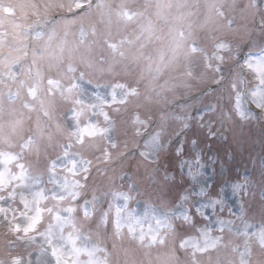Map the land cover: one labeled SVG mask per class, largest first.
<instances>
[{
	"label": "snow or ice",
	"instance_id": "1",
	"mask_svg": "<svg viewBox=\"0 0 264 264\" xmlns=\"http://www.w3.org/2000/svg\"><path fill=\"white\" fill-rule=\"evenodd\" d=\"M162 7L164 5H157V16L164 21L166 17L159 11ZM93 8L99 12L106 31L99 33L95 26L90 32L81 28L78 41L72 44L66 38L67 33L64 37L58 36L56 18H49V13L56 9H66L76 17L90 13ZM21 9V17L6 24L5 17L14 16L15 9L8 0H0V113L5 101L8 105L19 104L15 118L9 123V134H0V226L14 237L8 241L10 248L36 242L37 239H41L43 244L35 260L32 253L26 258L9 252L0 258V264H52L53 261L54 264H113L112 250L117 248V243L123 248L125 240L130 247L124 249V264H142L134 255L129 256L132 248L149 250L145 255H150V250L155 249V260L150 264H203L201 257L229 248L238 259H229L226 264H251L249 258L253 244L264 250V216L259 223H249L241 215V227L234 229L232 221L213 219L210 210L219 201L205 200L203 191L197 192L195 187L192 191L200 199L193 200L191 208L183 207L189 203L185 190V194L179 197V211L150 204L142 217L129 208L132 197L127 192L108 193L111 201L107 209L99 211L98 216L99 201L95 196L84 200L83 204L77 203L87 187L94 161L98 166L111 162L114 154L121 157L130 154L122 151L115 140V122L106 109L119 113L122 109L127 110L128 105L142 95L145 100L151 99L145 94V89L159 96L162 91L176 87L174 83L170 88L167 81L164 85L157 81L181 61L185 81L179 86L187 88L186 81L197 78L192 66L194 60L202 62L204 72L214 73L217 77L215 84L222 86L227 83L223 53L227 52L230 58L235 54L230 45L224 40L213 39L209 48L207 43H201L191 24H176L169 28L166 36L157 35L154 22L151 19L145 21L144 14L133 11L126 0H120L115 6L106 0H69L67 4L53 3L52 0H23ZM215 14L228 27L234 25L223 6L215 7ZM30 17L34 19L27 23ZM114 21L118 26L115 32ZM261 25L264 26V22ZM89 36L94 39L89 40ZM153 40L162 43L155 56L146 51ZM32 42L37 46L29 51ZM97 45L107 49L108 57L95 54ZM117 64L125 68L143 64L142 74L133 83L97 84L91 93L82 87L80 82L88 70L100 66L110 73ZM243 67L254 74L256 84L248 89V81L239 77L231 83L234 99L230 100L226 119L231 118L232 112L241 119L255 115L251 109L245 110L246 98L264 113V50L258 55L248 53ZM101 88L107 91L102 92ZM57 96L71 105L64 113L65 123H61L55 114ZM32 113H36L34 125ZM130 121L135 135H140L141 128L150 123L147 116L141 119L139 109L133 111ZM2 128L0 123V130ZM61 139L66 142L60 143ZM145 146L149 151L140 155L155 159V154L163 147L159 134L150 137ZM73 148L89 151L93 158L88 159L84 151H73ZM124 149H127V143ZM49 150L59 154L48 159ZM181 151L178 150V155ZM32 154L38 159H46L43 172L33 170L28 160ZM97 171L106 172L107 169L97 167ZM46 184L51 187H46ZM242 187L240 183L232 186L233 191H240ZM261 196L264 197V187H261ZM119 200L124 203H117ZM77 212L81 213L83 222L78 221ZM110 214L113 226L111 249L103 239ZM197 216L208 223L198 227ZM45 219L48 221L46 227ZM177 219L195 232L193 236L179 239L178 244L175 242L178 225L173 223ZM144 220L153 221L154 226L149 224L145 229ZM89 221L95 223L96 239H93L91 231L88 234L84 232V223ZM217 225L221 233L225 228L235 231L243 238L242 245L231 241L225 243L222 235H213ZM170 240L173 241L171 245ZM49 252L51 261L42 258ZM181 253L184 259H181ZM214 264H225V261L217 256Z\"/></svg>",
	"mask_w": 264,
	"mask_h": 264
},
{
	"label": "rangeland",
	"instance_id": "2",
	"mask_svg": "<svg viewBox=\"0 0 264 264\" xmlns=\"http://www.w3.org/2000/svg\"><path fill=\"white\" fill-rule=\"evenodd\" d=\"M136 1L137 0H126L128 5H131ZM242 1H248V4L242 5ZM52 2H64L65 4H67L69 0H52ZM106 2L111 3V0H106ZM159 2L162 3L163 1L160 0ZM148 6V13L150 14L152 13L150 12L152 11V6ZM172 6L173 7L169 11V16H167V20H164L168 22L167 27L162 29V36H166L169 28L173 25L181 23L185 25L191 24L193 30L200 37L201 41H208L206 43L208 44L209 48L213 39L224 40L223 38H225L226 40L224 41H226L234 50L235 54L232 55L231 58L229 57V54L227 52L223 53L225 56L223 71L225 77L227 79H230L229 88L231 90V83L238 77L242 78V70L240 68H237V66H239V62L243 57L245 48L242 46V44L239 45L238 41H242V43H244L248 40L251 34V20L255 21L257 19H260L261 22H264V0H177ZM217 6H223L225 14L239 23L232 27H228L226 22H224V20H222L215 14V7ZM20 11L21 14H16L17 17H21L22 9H20ZM146 11L147 10H145V12ZM156 11H158L157 7ZM51 13L63 14L67 13V11L66 9H56ZM189 13H191V15H188ZM32 19H34V17H30L29 21L31 22ZM56 20L58 21L56 25L58 36L64 37L65 33H67L66 38L69 44L78 41L81 28H84L86 31L90 32L91 27L95 26L99 33H104L106 31L105 24L101 21L100 14L97 10H94L88 16L86 14H82L73 17L71 14H64L63 17H61L60 19L56 18ZM5 21H7L6 17ZM154 24L156 27L157 21H154ZM117 27L118 26L114 21V32L116 31ZM70 33H74L75 38L72 37ZM227 36H229V38H227ZM92 39H94V37H92L91 40ZM250 40L251 38L249 39V41ZM259 43L260 41L252 45V48H255L256 51L255 55L260 54V52L264 50V45ZM244 45H246V43ZM36 46V42H32L30 44L31 48ZM161 47L162 44L160 45L153 41L147 49L152 52L151 55L155 56L156 50ZM95 54L97 56L103 54L105 57H108L109 55L107 49L100 45L95 46ZM46 63L47 62H45V64ZM192 66L197 78L186 81L189 87L185 88L179 86L182 82L185 81V78L182 75L184 71L183 61H181L179 64L174 65L173 70L165 72L157 81L159 85H164L165 81H167L170 88L173 83L177 85L176 87L171 88V90L162 91L159 96L153 93H148L145 89V94L149 95L151 99L145 100L144 95H142L140 99L132 101L128 105L127 110L122 109L119 113L114 112L110 109H106L107 111H109V115L115 122L116 131L113 135L115 140L120 144L121 150L126 151L127 153H138V158L135 161L133 170L132 167L127 168V166L131 164L130 160H128L126 163L121 164L119 167L112 166V163L118 162L121 159V156L119 154H114L112 161L107 164H99L97 166L96 162H93V167L90 170L89 178L87 181V187L83 190L81 198H84V196L89 193L91 185L93 187H97L96 184L99 183L101 187L106 189L103 193L105 199L103 198L102 201H99V199L95 196L99 201V204L97 205V216L99 215L100 210L107 209L108 202L111 201V196L107 194L117 191L127 192L130 194L132 199L129 201V208L134 210L137 216L142 217L146 207L150 204L159 206V204L157 203L160 202L161 205H164L165 207L171 206V203L176 200V198L173 199V196H170V190L166 191L168 181L171 180V183H169L171 187L181 186L182 188H184V190H187V192L189 189V203L183 205L184 208H191L192 201L200 199V197L196 195V192L192 191V189L195 187L197 192L200 190L203 191V193L205 194V200L211 198L212 200L219 201L216 204L215 208L210 210L214 220L232 221L234 229L239 228L241 227V221L239 219L240 216L239 218L237 217L238 213L235 214V204H239L238 207L240 208V203L248 205V203L250 202L251 210L254 209L255 211L259 212L255 213L258 215H254V218L250 219L252 220V222L249 223L261 222V218L262 216H264V200L259 195V189L261 188V186L252 190L249 188L248 190L245 185V178H239L238 183L243 186L242 189L240 191H235V193H228L226 182L228 179L233 178L235 174H226L222 176L216 175L217 177L213 178L215 175H213L212 173H208V171H214L215 169L219 170V168H216L218 167V158L213 153L210 154L208 148L214 144L213 135H215V131L219 130L221 126L226 127V123L233 126L232 135L234 136L235 140L229 144L236 145L239 143L238 149L243 148V151L240 153H245L244 157L241 156V162L246 163L249 159L247 155L256 152V150H254L252 147L251 150L244 152V149L246 147V140L249 137V132H244V130H247L244 128H247L249 125L247 122L245 123L247 119L241 120L240 124L238 125L236 119H239V116L235 114V112L234 116H232V120L231 118L223 120L222 115L221 117H219V113H222L224 109H226V113L229 112V109L231 107L230 100L234 99L232 90L228 101L222 96H216L212 91H209V86L215 85L214 81L217 78L215 74L211 72H204L202 62L198 60H194ZM230 66H232V72L229 68ZM224 68H226V71ZM142 69L143 66L141 69H138L141 73L137 74L138 70L136 71V69H133L132 65L130 68H125L122 64H117L109 73L106 70H102L100 66H97L95 70H88L84 80L80 83L82 87H84L88 91V93H91V91L95 89L97 84L103 86L105 84H111L117 81L133 83L141 76ZM244 72V77L250 82L249 85L255 86L256 80L254 74L246 67H243V73ZM144 75L146 76L147 74L144 73ZM89 80L92 81L91 84L87 83V81ZM204 89L208 91L206 96L197 99L199 97L197 93L203 91ZM100 90L102 92L107 91L104 88H101ZM141 90L143 91V86L141 87ZM247 101L250 100L246 98L245 104H247ZM187 102L190 104V107L196 108L202 105H206L207 103L208 105H212L214 108L209 109L208 107L204 110L194 109L191 112V110H188L186 106L185 109L178 108L174 111L175 106H181L183 105L181 103ZM69 107H71L69 103L62 101L59 96L55 97V114L60 118L61 123H65V121L63 120V116ZM137 109H139L141 113V119H144L145 116H147L150 121V123H148L145 127L141 128L140 135L134 134L133 126L130 121L133 111ZM18 110L19 104L8 105L6 101L4 102L2 113H0V123L3 124V128L2 130H0V134H3L5 136L9 134V123L15 118V113ZM194 113L196 117L193 120L192 118H194ZM31 116L32 124L34 125L36 113H32ZM158 116H161V118L156 119ZM191 116L192 118H190ZM255 117L264 119V113L256 115ZM100 119L102 120V117ZM227 120L229 121L226 122ZM185 125H187V127H185ZM137 127L140 126L137 125ZM238 127L240 129H243L239 130ZM186 128H190V131H188V135L185 137L182 144H180V138L183 133L182 131L186 130ZM241 131H243V133ZM157 134H159V141L163 145L162 149L158 150V153L155 154V159H152V157H148L147 159L145 157H142L140 155L141 152L149 151V149L145 146V142L148 141L150 137ZM65 142L66 141L64 139L60 140V143ZM125 143H127L126 150L124 149ZM190 144L192 147H190ZM229 144L225 145L223 149H228ZM194 145L198 147L197 152L196 148L193 147ZM183 146H185V148ZM173 148L175 150V152H173L174 154L169 153L172 152ZM180 149H182V151L178 155V150ZM72 150L84 151L86 158H93V154L89 151L81 150L78 148H73ZM49 151L50 155L48 159H52L55 157V155L59 154L58 151L55 153L51 152V150ZM224 151L227 150H223L222 152L224 153ZM226 153H228V151ZM28 160L32 163L33 170L41 172L45 170V158L41 157L38 159L34 154H32L28 156ZM166 162L168 163V165L166 164ZM157 165L160 166L158 171H156ZM97 167H99L100 169L106 168L107 171H97ZM235 168L236 166H232L230 171H235ZM169 169H172V172L170 174L168 173ZM124 170H132L135 176V181L138 184L142 183V185L143 182L147 181L149 178H158L159 182L152 184L153 189L151 190V194L152 198L155 199L154 202H146L147 204H145L143 202L144 200H142L139 195H135L131 190H125V188L123 187L125 183L124 177L126 176L124 174ZM154 171H156L155 175H153ZM241 171L242 170H240L239 172L241 173ZM61 175H63V173ZM171 176L173 177L171 179H168ZM71 178L72 177H69V179ZM45 181H47V175H45ZM81 182L83 183V180H81ZM258 183L264 186V174L260 175V177L258 178ZM45 186L51 187V185L48 184H46ZM114 188L117 190H115ZM207 190H209V193H207ZM139 193L141 194V196L143 195L142 197H147L148 195L144 191ZM81 200L82 202L79 204H83L84 199ZM226 201L229 205L223 204ZM117 203L123 204L124 202L123 200H119L117 201ZM175 209L179 211L180 204L176 206ZM76 217L78 221L83 222L80 212L76 213ZM111 219L112 217L110 214L107 231L105 232L103 237L104 242L110 249L112 245L113 232ZM197 220L198 227H204L208 223V221L203 217L197 216ZM47 222V219H45V227L47 225ZM143 224L145 229H147L149 224H153L154 226V222L151 220H144ZM175 224L178 225L177 237L175 240L177 244L179 243V239L186 236L195 235L194 230L189 225L184 224L180 220L179 223L176 222ZM216 228L213 230V235H222L224 237L225 243L231 241L233 244L242 245L243 238L237 236L234 231L230 232L227 228H225L222 234H220L216 231ZM41 231H43V228H41ZM90 231L93 233V239H96L94 234L95 223L93 221L84 223L85 234H88V232ZM7 235L8 234L6 232V229L3 226H0V258L5 257L9 252H11L13 255H22L26 258L28 257L29 253H32V259L35 260L40 246L41 244H43V241L41 239H37L36 242L32 243L25 242L23 245L18 244L16 247L10 248L8 242L5 241ZM10 239L13 240L14 237L11 236L9 240ZM172 243L173 241L170 240L169 245H171ZM129 247L130 246L127 240H125L123 248H121V245L117 243V248L112 250L113 264H124V249H127ZM148 251L149 250L147 249L132 248L129 256L131 257L132 255H134L136 259L142 261V264H150V261L155 260L157 251L153 249L150 250V255H145V253ZM217 256L222 257V259L225 261V264L229 259H238L235 254L231 253L229 248L222 249L219 253L212 252L207 256L201 257V260L203 264H210L211 257V264H214ZM42 258L51 261L50 252L48 256ZM249 259L251 261V264H264V250L260 249L258 245L253 244L252 254ZM52 264H54V261L52 262Z\"/></svg>",
	"mask_w": 264,
	"mask_h": 264
}]
</instances>
